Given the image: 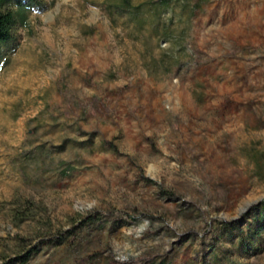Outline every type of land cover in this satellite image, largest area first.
<instances>
[{"label": "rangeland", "instance_id": "rangeland-1", "mask_svg": "<svg viewBox=\"0 0 264 264\" xmlns=\"http://www.w3.org/2000/svg\"><path fill=\"white\" fill-rule=\"evenodd\" d=\"M6 8L0 264H264V0Z\"/></svg>", "mask_w": 264, "mask_h": 264}, {"label": "trees", "instance_id": "trees-1", "mask_svg": "<svg viewBox=\"0 0 264 264\" xmlns=\"http://www.w3.org/2000/svg\"><path fill=\"white\" fill-rule=\"evenodd\" d=\"M11 0H0V48L3 44L10 41L13 34V29L16 24V15L13 11H10L6 8ZM19 19L21 22L24 21V7L21 8L20 12H18ZM18 215V214H17ZM262 217V223H259L256 227L257 234L264 231V214ZM61 242H58L57 245H60ZM31 253L24 255L23 257H19L21 263H25L28 261ZM12 262H8L5 264H10Z\"/></svg>", "mask_w": 264, "mask_h": 264}]
</instances>
